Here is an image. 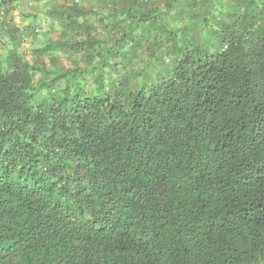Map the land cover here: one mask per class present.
<instances>
[{
  "label": "trees",
  "instance_id": "16d2710c",
  "mask_svg": "<svg viewBox=\"0 0 264 264\" xmlns=\"http://www.w3.org/2000/svg\"><path fill=\"white\" fill-rule=\"evenodd\" d=\"M99 1L172 68L129 91L106 62L90 91L82 71L0 60V264H264V0H235L213 50L137 0ZM88 13L50 10L86 37L33 53L99 45Z\"/></svg>",
  "mask_w": 264,
  "mask_h": 264
},
{
  "label": "rangeland",
  "instance_id": "374dc122",
  "mask_svg": "<svg viewBox=\"0 0 264 264\" xmlns=\"http://www.w3.org/2000/svg\"><path fill=\"white\" fill-rule=\"evenodd\" d=\"M72 0H16L3 9L0 15V60L4 67L11 64L9 58L18 54L30 63H38L53 70L76 69L82 71L75 82H80L92 91L96 77L95 67L111 62L117 71L113 78H127L128 90H136L141 83L156 82L172 68V59L164 49L151 53L150 40L144 29L138 28L126 40H120L121 26L131 24L130 19L120 20L114 15L111 5L99 0H79L89 13L83 19L93 28L91 36L101 43L75 53L48 52L35 55L33 49L46 41L74 40L85 38L86 33H76L62 26L59 20L51 18L49 11L70 4ZM140 9L159 11L161 19L169 28L187 32L189 47L195 44L206 50L214 49V34L227 13L237 9L235 0H137ZM122 22L119 26L118 23ZM12 26V27H11ZM15 28L17 30L15 31ZM15 33V37L11 34ZM156 32H152V35ZM120 40V41H119ZM114 43H118L115 45ZM79 73V72H78ZM83 76V77H82ZM43 74H34V83ZM62 82L58 83V89Z\"/></svg>",
  "mask_w": 264,
  "mask_h": 264
}]
</instances>
